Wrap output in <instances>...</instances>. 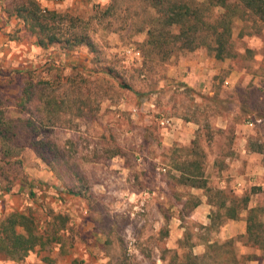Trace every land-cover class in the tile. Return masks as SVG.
I'll use <instances>...</instances> for the list:
<instances>
[{
	"label": "rangeland",
	"instance_id": "obj_1",
	"mask_svg": "<svg viewBox=\"0 0 264 264\" xmlns=\"http://www.w3.org/2000/svg\"><path fill=\"white\" fill-rule=\"evenodd\" d=\"M3 1L10 8L12 0ZM111 2L77 0L54 10L74 19L73 28L64 22L62 30L89 35L94 52L52 45L9 65L0 55V107L18 133L5 144L14 148L15 157H4L0 140V206L4 199L18 198L0 219L30 212L44 222L49 211L61 213L68 216L73 238L64 254L57 247L34 250L20 261L0 256V264H46L44 259L53 264H180L186 252H205L204 239L232 238L237 256L251 253L240 239L241 218L206 232L207 196L176 184L168 157L178 148L198 149L211 189L246 193L251 206L264 204V26L235 17L229 58L217 60L200 47L159 62L141 52L146 34L131 28L123 1L104 14ZM223 10L217 6L212 15ZM22 36L31 35L25 30ZM200 56L206 77L201 87H190L181 76L182 65ZM29 82L34 93L28 113L20 114L15 98ZM49 98L50 107L45 105ZM28 117L43 130L37 139L59 152L53 169L30 146ZM166 119L170 127L161 125ZM249 145L257 152L243 153ZM256 165L261 169L255 171ZM76 188L85 195L68 191ZM190 195L200 204L184 215L180 202Z\"/></svg>",
	"mask_w": 264,
	"mask_h": 264
},
{
	"label": "trees",
	"instance_id": "obj_2",
	"mask_svg": "<svg viewBox=\"0 0 264 264\" xmlns=\"http://www.w3.org/2000/svg\"><path fill=\"white\" fill-rule=\"evenodd\" d=\"M118 1L112 0L104 14L109 15L119 4ZM120 1L125 3L124 12L131 20V28L146 34L140 44L144 57H154L159 62H165L179 52H191L200 47H207L217 60L229 58L232 55L231 36L235 17L245 20L247 16L264 26V0H233L232 5L226 4L225 0ZM217 6L224 10L213 16L212 9ZM8 11L23 22L25 30L35 38L38 47L58 45L64 50H72L74 47L85 46L95 51L86 33L70 31V28L62 30L64 22L74 27L71 24L74 21L72 17L42 8L36 0H12ZM107 73L111 75V70H107ZM46 83L51 85L47 80ZM182 85L187 88L186 84ZM34 89L32 82L21 89V94L15 98V112L28 113ZM51 104L53 102L49 98L45 105L50 107ZM13 121L6 117L5 110L0 107V140L4 144L1 151L6 158L17 156L14 148L5 145L15 141L18 135L12 126ZM26 127L29 130L25 134L31 139V148L42 162L53 169L51 163L57 162L60 157L56 146L37 139L43 130L33 118H27ZM13 144L19 147L18 141ZM247 150L257 152L251 145ZM114 156L112 154L109 158ZM204 158L198 149L172 150L168 157L171 171H175V174H171L172 179L178 185L204 191L207 204L211 207L209 224L204 228L206 232H216L227 222L239 220L245 213V233L240 239L252 252L237 256L235 240L232 238L222 243L204 239L205 252L201 255L186 252L180 264H251L264 260V208L261 205L251 206L250 196L246 193L236 195L232 190L211 189L204 176ZM68 191L73 195H85L79 188ZM199 204L200 199L190 195L186 201L180 202L181 211L184 215L188 214ZM48 217L49 220L40 222V218L30 212H12L3 216L0 219V255L20 261L34 250H52L57 247L60 254H64L72 249L73 238L69 234L68 216L49 211ZM177 258L175 252L172 260ZM44 260L46 264H53L50 259Z\"/></svg>",
	"mask_w": 264,
	"mask_h": 264
},
{
	"label": "crops",
	"instance_id": "obj_3",
	"mask_svg": "<svg viewBox=\"0 0 264 264\" xmlns=\"http://www.w3.org/2000/svg\"><path fill=\"white\" fill-rule=\"evenodd\" d=\"M37 1L47 10L57 11L61 9V7L62 8L67 7L68 5H71L72 2H75L77 0H37ZM6 3L7 2L0 0V4H2L0 5V8L1 7L3 8V10L0 11V55L5 59V62L8 63L7 65H9V64H16L18 60L21 63L22 58L24 57L25 54H28L29 51L30 52L32 51L34 53H40L41 48L36 46L35 39L31 38V36H27L23 38L22 34H24L25 32L23 23L19 19H17L14 15L9 13L8 11L9 6L8 8H5ZM4 31L7 33V37L5 36V34L3 35L2 32ZM12 33H16V34L9 36V34ZM203 58L204 56H200L197 57V59H195L194 61H189L188 63L186 62L184 65H182L183 70L181 76L185 81V83L190 87H194V88L201 87L202 82L206 77V72H207V69L205 67L206 65H204L201 61L203 60ZM225 83H227V81ZM171 132L176 134V132H174L173 129L171 130ZM242 152L245 154L250 153V151H248L247 149H244ZM261 167L262 165H256L254 166V169L255 171H258L261 169ZM237 191H240V189L238 188ZM256 197H258V194L256 195ZM17 201L18 198L16 197H13L12 199L8 198V200L4 199L3 205L0 206V213L6 211V209L10 206H14V205L16 206ZM255 202L254 204H252V206L261 205L264 208V204H260V203L256 204ZM244 217H245V213L241 215V219L238 221L240 222V224L244 226V231L241 232L243 233V235L245 233ZM230 222H235V221H230ZM30 254L32 253L30 252Z\"/></svg>",
	"mask_w": 264,
	"mask_h": 264
},
{
	"label": "built area",
	"instance_id": "obj_4",
	"mask_svg": "<svg viewBox=\"0 0 264 264\" xmlns=\"http://www.w3.org/2000/svg\"><path fill=\"white\" fill-rule=\"evenodd\" d=\"M251 123L252 122H248L249 125H251ZM161 125L170 127V125H171L170 120H168V119L162 120Z\"/></svg>",
	"mask_w": 264,
	"mask_h": 264
}]
</instances>
